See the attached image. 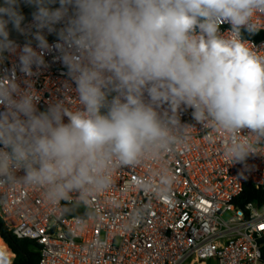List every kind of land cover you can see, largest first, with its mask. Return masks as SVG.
<instances>
[{
	"label": "clouds",
	"instance_id": "9594fccd",
	"mask_svg": "<svg viewBox=\"0 0 264 264\" xmlns=\"http://www.w3.org/2000/svg\"><path fill=\"white\" fill-rule=\"evenodd\" d=\"M257 12L264 0H0V64L18 58L0 76V180L40 186L52 203L104 190L116 166L179 143L186 109L228 134L225 154L245 164L264 145V56L244 40ZM53 51L74 110L38 108L30 78Z\"/></svg>",
	"mask_w": 264,
	"mask_h": 264
},
{
	"label": "built area",
	"instance_id": "2783aa9c",
	"mask_svg": "<svg viewBox=\"0 0 264 264\" xmlns=\"http://www.w3.org/2000/svg\"><path fill=\"white\" fill-rule=\"evenodd\" d=\"M21 8L24 14L34 11ZM31 19L25 17V24ZM253 19L260 37L244 40L264 56V12ZM229 28L224 23L220 30ZM11 38L21 46L26 42L15 31ZM57 55L46 53V66L30 78L40 111L56 100L73 110L78 106L66 88L75 85ZM14 64L18 58L6 54L0 76L12 74ZM15 75L26 87L19 67ZM181 121L186 124L179 143L136 164L116 166L101 191L52 203L40 186L0 180V221L15 238L39 246L36 264H261L264 203L239 207L235 200L246 185L264 191V145L245 164H232L225 154L228 134L196 123L191 109L181 112ZM0 243L12 264L14 254L1 237Z\"/></svg>",
	"mask_w": 264,
	"mask_h": 264
},
{
	"label": "trees",
	"instance_id": "16d2710c",
	"mask_svg": "<svg viewBox=\"0 0 264 264\" xmlns=\"http://www.w3.org/2000/svg\"><path fill=\"white\" fill-rule=\"evenodd\" d=\"M33 11H29L25 14V17L31 15ZM245 37L257 39L260 36L255 32L249 35L244 33ZM261 36H264L261 34ZM256 202L258 204L264 203V191L255 189L252 185H246L242 193L236 198L235 204L239 207H243L246 203ZM0 237L3 242L8 246L10 251L14 254L12 264H36L38 260L39 246L26 239H17L10 232L6 230L0 221ZM264 243V240L261 241ZM261 264H264V245L260 248ZM10 264V263H8Z\"/></svg>",
	"mask_w": 264,
	"mask_h": 264
},
{
	"label": "bare ground",
	"instance_id": "6f19581e",
	"mask_svg": "<svg viewBox=\"0 0 264 264\" xmlns=\"http://www.w3.org/2000/svg\"><path fill=\"white\" fill-rule=\"evenodd\" d=\"M11 257H12L11 253L6 249L5 246L2 245V243H0V260H1V262H3L4 264H8V263H10Z\"/></svg>",
	"mask_w": 264,
	"mask_h": 264
},
{
	"label": "crops",
	"instance_id": "0c3cea01",
	"mask_svg": "<svg viewBox=\"0 0 264 264\" xmlns=\"http://www.w3.org/2000/svg\"><path fill=\"white\" fill-rule=\"evenodd\" d=\"M206 264H214L213 261H208Z\"/></svg>",
	"mask_w": 264,
	"mask_h": 264
},
{
	"label": "rangeland",
	"instance_id": "374dc122",
	"mask_svg": "<svg viewBox=\"0 0 264 264\" xmlns=\"http://www.w3.org/2000/svg\"><path fill=\"white\" fill-rule=\"evenodd\" d=\"M25 15V14H24Z\"/></svg>",
	"mask_w": 264,
	"mask_h": 264
}]
</instances>
